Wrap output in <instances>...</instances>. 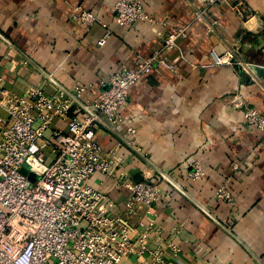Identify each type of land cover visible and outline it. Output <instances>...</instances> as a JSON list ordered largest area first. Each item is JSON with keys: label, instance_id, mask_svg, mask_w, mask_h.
<instances>
[{"label": "crops", "instance_id": "0c3cea01", "mask_svg": "<svg viewBox=\"0 0 264 264\" xmlns=\"http://www.w3.org/2000/svg\"><path fill=\"white\" fill-rule=\"evenodd\" d=\"M115 1L0 0L1 86L24 94L43 85L53 95L83 83L87 88L79 106L87 111L116 71L135 67L141 56L159 49L167 31L188 26V36L179 40L181 49L167 54L178 73L153 72L133 87L120 110L123 128H137L135 144L142 152L101 118L96 137L114 172L97 171L88 183L122 210L128 190L119 178L159 183L163 193L153 213L171 261L264 264V132L246 124L245 107L233 105L239 99L264 110V0H247L253 10L247 21L228 5L212 7L216 32L194 21L188 0H143L154 20L120 26ZM78 5L108 23L112 34L104 46L98 45L106 32L100 23L85 26L71 20ZM235 46L250 70L240 64L206 66L211 50L223 53ZM7 118L0 104V123ZM66 126L56 119L45 134ZM192 158L206 172L199 181L187 178L192 167L185 165ZM236 162L238 170L233 169ZM221 184L235 193L234 202L215 198ZM140 261L129 255L118 264Z\"/></svg>", "mask_w": 264, "mask_h": 264}, {"label": "built area", "instance_id": "2783aa9c", "mask_svg": "<svg viewBox=\"0 0 264 264\" xmlns=\"http://www.w3.org/2000/svg\"><path fill=\"white\" fill-rule=\"evenodd\" d=\"M188 2L194 21L205 24L210 32L217 31L218 21L211 15L216 5H228L242 21L253 14L247 0ZM114 9L115 22L120 26L154 20L143 0H116ZM71 20L105 27L99 46H104L112 34L108 23L81 5L74 7ZM187 36L188 26H175L164 33L162 46L141 56L135 67L116 71L87 111L76 102L86 91L85 84H75L70 93L59 90L49 95L43 85L24 94L11 93L1 86L0 64V104L8 113L0 123V264H118L129 255L138 256L140 264H178L168 259L154 218V207L163 193L159 183L119 178L128 190L122 210L105 191L88 181L97 171L108 175L114 172L96 137L101 118L142 152L135 144L137 128H123L120 110L133 87L153 72L165 69L178 73L177 64L167 54L180 50L179 40ZM239 64L250 70L235 46L223 53L211 50L206 66ZM233 105L245 107L246 124L264 132V110L239 99ZM56 119L65 121L66 128H55L46 136ZM189 166L188 179L199 181L206 176L199 159H190L185 167ZM240 166L236 162L233 169ZM214 196L225 203L236 199L226 184L219 185ZM134 219H138L136 224ZM151 241L157 243L155 248L150 247ZM168 245L176 253L177 247Z\"/></svg>", "mask_w": 264, "mask_h": 264}, {"label": "water", "instance_id": "95a60500", "mask_svg": "<svg viewBox=\"0 0 264 264\" xmlns=\"http://www.w3.org/2000/svg\"><path fill=\"white\" fill-rule=\"evenodd\" d=\"M254 69L258 71V70H260V67H256V68L254 67ZM76 102H77L78 104H81V102H80L78 99H76ZM23 172H24L25 174L27 173L26 168H24ZM30 177L34 180V176H33V175H31Z\"/></svg>", "mask_w": 264, "mask_h": 264}, {"label": "rangeland", "instance_id": "374dc122", "mask_svg": "<svg viewBox=\"0 0 264 264\" xmlns=\"http://www.w3.org/2000/svg\"><path fill=\"white\" fill-rule=\"evenodd\" d=\"M46 154H48V150H46ZM50 161V160H49Z\"/></svg>", "mask_w": 264, "mask_h": 264}]
</instances>
